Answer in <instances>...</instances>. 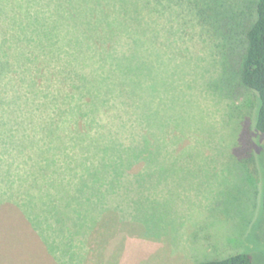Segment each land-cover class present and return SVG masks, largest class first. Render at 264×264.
<instances>
[{"label": "rangeland", "instance_id": "1", "mask_svg": "<svg viewBox=\"0 0 264 264\" xmlns=\"http://www.w3.org/2000/svg\"><path fill=\"white\" fill-rule=\"evenodd\" d=\"M89 2L97 52L64 19L39 66L0 14V264H264L260 100L240 78L256 0H226L232 37L215 0Z\"/></svg>", "mask_w": 264, "mask_h": 264}, {"label": "trees", "instance_id": "2", "mask_svg": "<svg viewBox=\"0 0 264 264\" xmlns=\"http://www.w3.org/2000/svg\"><path fill=\"white\" fill-rule=\"evenodd\" d=\"M82 1L97 2V0H69L68 4H66L65 0H0V14H3L7 20L17 25L18 36H15L17 37L16 39H21V41L26 39L27 42L35 43L31 49L33 53H37L35 54V63L39 66V49H46V43L51 41L54 36L58 37L64 19L69 20L73 26V31H70V41L78 47H87L89 50L97 52V38L95 36L97 23H91V26L87 25L86 28L82 26L81 9L85 10V12L91 11L89 10L91 6L87 7V9L80 7ZM52 2L55 3L52 11L54 8L55 11L53 14H49L47 12L48 4L52 6ZM225 2L226 0L224 2L223 0H215L214 5L219 3V10H217L218 19H224V22L228 23V26L224 27L227 28V36L232 37L237 32L235 24L232 23L236 22L235 18L238 17V13L235 12L231 5L224 7ZM137 4L138 2L134 1L136 12L140 3L138 7L136 6ZM196 4L197 7L199 6L197 9L200 17L213 25L211 15L216 14V6H212L209 12L206 7L200 6V1ZM35 5L37 6L33 10ZM255 7V20L246 31V49L241 64L240 78L242 84L248 89L255 91L259 97L260 106L258 108L256 127L260 132L264 133V0H256ZM213 8H215L214 11ZM23 15H26L25 18L22 17ZM108 25L110 26L111 23L109 22ZM111 27L113 28L112 25ZM1 44L3 43H0V72H5L6 68L11 65V61L10 57H8V48ZM14 57L16 59L15 64L19 63L17 61L18 58L19 61L22 60V64L27 59L23 50L16 53ZM198 264H253V259L249 253H236L223 259L206 260Z\"/></svg>", "mask_w": 264, "mask_h": 264}]
</instances>
